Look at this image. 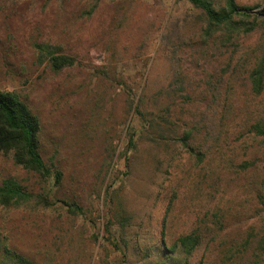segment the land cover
<instances>
[{"label":"rangeland","instance_id":"1","mask_svg":"<svg viewBox=\"0 0 264 264\" xmlns=\"http://www.w3.org/2000/svg\"><path fill=\"white\" fill-rule=\"evenodd\" d=\"M235 2L255 31L207 36L186 0H0V89L39 117L51 171L0 152V185L33 196L0 205V264H157L150 248L197 228L210 264H264V0Z\"/></svg>","mask_w":264,"mask_h":264},{"label":"trees","instance_id":"2","mask_svg":"<svg viewBox=\"0 0 264 264\" xmlns=\"http://www.w3.org/2000/svg\"><path fill=\"white\" fill-rule=\"evenodd\" d=\"M195 9L202 11L207 17L205 33L212 36V31L217 30L224 34L240 35L244 31L251 33L260 26L256 22L247 29L246 19L255 9L251 7H240L235 0H226L225 6L216 7L212 0H186ZM264 23V20L261 21ZM244 32V33H246ZM257 62L250 71L249 80L254 96L260 97L264 93V54L256 57ZM51 68L61 71L64 68L74 65V59L68 56H53L50 60ZM42 125L39 117L33 113L29 105L24 102L19 95L13 92H6L0 89V152L11 156L14 163L23 169L49 177L51 171L46 165L40 152V134ZM252 131L256 136L264 137V115L252 125ZM189 135L182 138L180 142L190 154L199 157L200 154L187 144ZM199 160H202L199 158ZM61 174H57L59 180ZM32 194L15 180H6L0 185V205L4 207L19 206L29 202ZM78 210L75 204L72 205ZM204 234L201 228H197L192 233L181 236L172 243L167 242L163 237L156 248H150V261L155 260L157 264H210L207 253L209 243L204 246ZM128 245L125 248L128 250ZM205 248L203 256L199 261L194 258ZM234 248H236L234 246ZM154 249H156L154 251ZM159 252V253H158ZM211 253V252H210ZM227 253V250L224 254ZM123 258H128L127 252L122 253ZM146 257L149 254L145 253ZM227 257V256H226ZM19 264H32L30 261L20 259Z\"/></svg>","mask_w":264,"mask_h":264}]
</instances>
